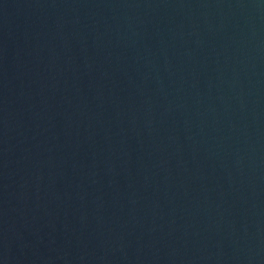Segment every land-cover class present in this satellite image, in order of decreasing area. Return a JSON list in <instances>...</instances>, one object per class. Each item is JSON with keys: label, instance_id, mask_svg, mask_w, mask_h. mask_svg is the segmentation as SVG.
I'll use <instances>...</instances> for the list:
<instances>
[{"label": "water", "instance_id": "obj_1", "mask_svg": "<svg viewBox=\"0 0 264 264\" xmlns=\"http://www.w3.org/2000/svg\"><path fill=\"white\" fill-rule=\"evenodd\" d=\"M0 264H264V0H0Z\"/></svg>", "mask_w": 264, "mask_h": 264}]
</instances>
